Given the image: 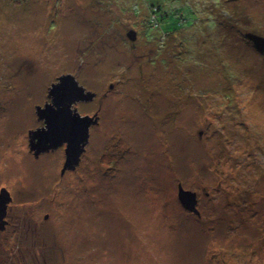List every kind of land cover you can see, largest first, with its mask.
Returning a JSON list of instances; mask_svg holds the SVG:
<instances>
[{
  "label": "rangeland",
  "instance_id": "rangeland-1",
  "mask_svg": "<svg viewBox=\"0 0 264 264\" xmlns=\"http://www.w3.org/2000/svg\"><path fill=\"white\" fill-rule=\"evenodd\" d=\"M249 32L264 37V0H0V264H264ZM65 74L94 93L74 106L96 122L62 173L66 144L36 156L29 132Z\"/></svg>",
  "mask_w": 264,
  "mask_h": 264
},
{
  "label": "water",
  "instance_id": "water-1",
  "mask_svg": "<svg viewBox=\"0 0 264 264\" xmlns=\"http://www.w3.org/2000/svg\"><path fill=\"white\" fill-rule=\"evenodd\" d=\"M128 37L136 39L135 30L128 32ZM247 37L253 40L257 47L264 50V37L255 33H247ZM48 96L50 102L36 106V113L40 120H44L45 125L29 132L30 149L36 156L49 149H55L66 144V161L62 169L64 173L67 169H75L81 161V156L85 151L89 141V128L96 122L92 116L81 115L73 105L78 100L92 99L93 92L86 91L85 87L72 74H65L59 77L57 83H53L49 89ZM178 198L182 205L198 215L200 211L197 207V193L185 189L179 184ZM12 200L6 188L0 193V228L7 223L6 215L8 204Z\"/></svg>",
  "mask_w": 264,
  "mask_h": 264
},
{
  "label": "trees",
  "instance_id": "trees-1",
  "mask_svg": "<svg viewBox=\"0 0 264 264\" xmlns=\"http://www.w3.org/2000/svg\"><path fill=\"white\" fill-rule=\"evenodd\" d=\"M189 6H190V5H189ZM150 7H151V13L153 12V13L156 14V13H157L156 11H158V10L160 11L162 6H161L160 4L157 5V4H155V3H152ZM151 15H153V14H151ZM192 18H193V16H192ZM195 18H196V17H195ZM195 18H193V20H194ZM184 22H185V21H184ZM184 22H182V24H179L178 27H174L173 30L175 29V32L183 31L184 28H182V25L184 24ZM180 26H181V27H180ZM169 34H170V33H168V34H164L163 36L166 37V39H167V38H168L167 36H168ZM163 36H162V34H161V37H160V35H159L160 39H161V38L164 39ZM182 36L185 37L184 32H182ZM175 39H177L176 36H175L174 40H175ZM171 41H172V39H171ZM171 41L169 42V46H170V44H171ZM165 44H166V47H169V46H167V42H166Z\"/></svg>",
  "mask_w": 264,
  "mask_h": 264
},
{
  "label": "flooded vegetation",
  "instance_id": "flooded-vegetation-1",
  "mask_svg": "<svg viewBox=\"0 0 264 264\" xmlns=\"http://www.w3.org/2000/svg\"><path fill=\"white\" fill-rule=\"evenodd\" d=\"M76 103H77V102H76ZM74 105H75V103H74ZM74 105H73V108H76ZM44 125H45V124H44ZM44 125H43V126H44ZM59 147H60V146H59ZM55 149H56V148H55ZM55 149H49V150L51 151V150H55ZM49 150H47V151H49ZM45 152H46V151H45ZM33 153H34V152H33ZM42 153H43V152H42ZM34 155H35V154H34ZM38 156H39V155H38ZM7 213H8V211H7ZM6 216H7V215H6ZM5 218H6V217H5ZM6 220H8V219L6 218Z\"/></svg>",
  "mask_w": 264,
  "mask_h": 264
}]
</instances>
